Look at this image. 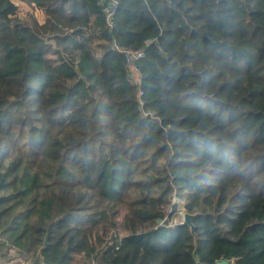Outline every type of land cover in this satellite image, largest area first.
<instances>
[{
  "label": "trees",
  "instance_id": "trees-1",
  "mask_svg": "<svg viewBox=\"0 0 264 264\" xmlns=\"http://www.w3.org/2000/svg\"><path fill=\"white\" fill-rule=\"evenodd\" d=\"M16 1L46 21L0 0V251L264 264V0Z\"/></svg>",
  "mask_w": 264,
  "mask_h": 264
},
{
  "label": "rangeland",
  "instance_id": "rangeland-1",
  "mask_svg": "<svg viewBox=\"0 0 264 264\" xmlns=\"http://www.w3.org/2000/svg\"><path fill=\"white\" fill-rule=\"evenodd\" d=\"M35 18L40 24H44L46 21V15H45V11L39 8H36L34 5H27L24 4L22 2L16 1L14 0V8L11 12V17L12 20H16L18 18ZM56 167H58V164L55 163L51 164V163H45L42 165V170L43 171H49V172H53L55 171ZM183 216L182 213L179 215V217L175 218L178 219L177 222H181L183 221ZM110 234H108L107 239H109ZM121 237H124V235H121ZM118 241V245H119V237L117 239ZM108 242H110V240H108ZM106 246H109L108 243L105 244ZM120 247V246H118Z\"/></svg>",
  "mask_w": 264,
  "mask_h": 264
},
{
  "label": "built area",
  "instance_id": "built-area-1",
  "mask_svg": "<svg viewBox=\"0 0 264 264\" xmlns=\"http://www.w3.org/2000/svg\"><path fill=\"white\" fill-rule=\"evenodd\" d=\"M113 14H114V11H111L109 13V18H110L109 23L110 24H112L111 17L113 16ZM125 54L127 57V62L129 64L133 63L134 65H135L136 60H138L139 58H142L144 55L142 52H140L138 54H133V53L129 54L128 52H125ZM134 68H135V70H137L136 66H134ZM140 96H143V92L140 93ZM140 104L143 105L142 101H140ZM118 237L120 239V241H119V245H120V242H121L123 237H121V235H117L116 232L110 233V237H109V239H107L106 243H108L109 246H114V247L118 248V241H117ZM108 240H110V242H108Z\"/></svg>",
  "mask_w": 264,
  "mask_h": 264
},
{
  "label": "crops",
  "instance_id": "crops-1",
  "mask_svg": "<svg viewBox=\"0 0 264 264\" xmlns=\"http://www.w3.org/2000/svg\"><path fill=\"white\" fill-rule=\"evenodd\" d=\"M119 246V245H118ZM100 250L98 251V253L103 252L104 250V246L99 248ZM5 251V250H4ZM7 252V251H6ZM5 252H1L0 251V264H33L32 260H25L21 257H19L15 251L13 250H9V254H5ZM40 264H44V260L41 257V261Z\"/></svg>",
  "mask_w": 264,
  "mask_h": 264
},
{
  "label": "water",
  "instance_id": "water-1",
  "mask_svg": "<svg viewBox=\"0 0 264 264\" xmlns=\"http://www.w3.org/2000/svg\"><path fill=\"white\" fill-rule=\"evenodd\" d=\"M192 217L190 214H184L183 215V221L180 225H188L190 228H191V233L192 235H194V247H195V251H194V258L197 259V240H198V237H197V234L195 232V227L194 225L192 224ZM161 223V221H160ZM45 243H46V240H45ZM215 264H232V263H229L227 260H219L217 262H215Z\"/></svg>",
  "mask_w": 264,
  "mask_h": 264
},
{
  "label": "clouds",
  "instance_id": "clouds-1",
  "mask_svg": "<svg viewBox=\"0 0 264 264\" xmlns=\"http://www.w3.org/2000/svg\"><path fill=\"white\" fill-rule=\"evenodd\" d=\"M184 214L182 213V216H183ZM182 223V221L181 222H179V224H181Z\"/></svg>",
  "mask_w": 264,
  "mask_h": 264
}]
</instances>
